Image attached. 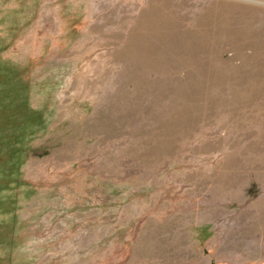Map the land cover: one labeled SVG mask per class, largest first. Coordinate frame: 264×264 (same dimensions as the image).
<instances>
[{
	"label": "rangeland",
	"instance_id": "374dc122",
	"mask_svg": "<svg viewBox=\"0 0 264 264\" xmlns=\"http://www.w3.org/2000/svg\"><path fill=\"white\" fill-rule=\"evenodd\" d=\"M0 264H264V0H0Z\"/></svg>",
	"mask_w": 264,
	"mask_h": 264
}]
</instances>
